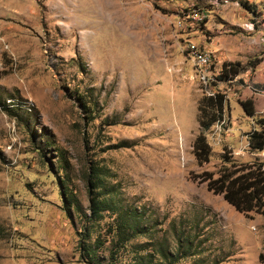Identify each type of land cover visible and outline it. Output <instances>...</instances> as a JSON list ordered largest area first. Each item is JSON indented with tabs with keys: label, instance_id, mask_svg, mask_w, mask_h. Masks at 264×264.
<instances>
[{
	"label": "rangeland",
	"instance_id": "obj_1",
	"mask_svg": "<svg viewBox=\"0 0 264 264\" xmlns=\"http://www.w3.org/2000/svg\"><path fill=\"white\" fill-rule=\"evenodd\" d=\"M263 86L264 0H0V264H264V216L194 179L264 160Z\"/></svg>",
	"mask_w": 264,
	"mask_h": 264
},
{
	"label": "trees",
	"instance_id": "obj_2",
	"mask_svg": "<svg viewBox=\"0 0 264 264\" xmlns=\"http://www.w3.org/2000/svg\"><path fill=\"white\" fill-rule=\"evenodd\" d=\"M228 67L227 69L226 66H223L221 70V74L227 79L231 80L240 73L235 68V65L229 64ZM205 99L209 108L203 107L202 105L198 108L200 113L198 124L201 131L193 144L194 156L200 164L208 162L210 158V148L204 138L203 132L223 117L225 107L224 97L219 93L209 94ZM242 107L248 115H253V108L250 101L243 102ZM261 123L264 125V122ZM248 146L252 150H264V129L250 132ZM194 179H198V183L205 184L207 190L213 194L221 195L224 201L231 205L237 212L244 214L253 212L264 216V160L259 163L244 164L238 167L234 164L230 167H223L218 171L217 176L211 172H203ZM109 207L110 204L108 202L97 200L94 192L90 191V211L92 219H98L100 217L99 213L103 210L110 209ZM133 220L135 221L133 225L122 221L118 225L120 231L124 232L126 228L136 231V216ZM119 240L124 241L127 239L120 237ZM81 249L85 252L87 251V246L83 244ZM148 262L150 263L151 261L148 260ZM90 263L94 264L95 260H91ZM133 264L142 263L137 262Z\"/></svg>",
	"mask_w": 264,
	"mask_h": 264
},
{
	"label": "built area",
	"instance_id": "obj_3",
	"mask_svg": "<svg viewBox=\"0 0 264 264\" xmlns=\"http://www.w3.org/2000/svg\"><path fill=\"white\" fill-rule=\"evenodd\" d=\"M202 17L203 15L200 13L193 14V19L196 21H200ZM189 54L191 58L196 62L197 66L200 68H208L212 64L211 55L203 49L199 48V46L191 45Z\"/></svg>",
	"mask_w": 264,
	"mask_h": 264
},
{
	"label": "bare ground",
	"instance_id": "obj_4",
	"mask_svg": "<svg viewBox=\"0 0 264 264\" xmlns=\"http://www.w3.org/2000/svg\"><path fill=\"white\" fill-rule=\"evenodd\" d=\"M88 38V37H87ZM89 39V38H88Z\"/></svg>",
	"mask_w": 264,
	"mask_h": 264
}]
</instances>
